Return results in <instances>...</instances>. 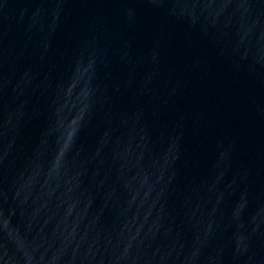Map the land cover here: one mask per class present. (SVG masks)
Listing matches in <instances>:
<instances>
[{
    "label": "water",
    "instance_id": "obj_1",
    "mask_svg": "<svg viewBox=\"0 0 264 264\" xmlns=\"http://www.w3.org/2000/svg\"><path fill=\"white\" fill-rule=\"evenodd\" d=\"M0 264H264V0H0Z\"/></svg>",
    "mask_w": 264,
    "mask_h": 264
}]
</instances>
